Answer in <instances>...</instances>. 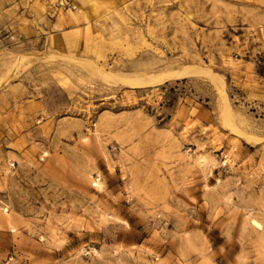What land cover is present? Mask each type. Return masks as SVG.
Wrapping results in <instances>:
<instances>
[{
  "label": "rangeland",
  "instance_id": "obj_1",
  "mask_svg": "<svg viewBox=\"0 0 264 264\" xmlns=\"http://www.w3.org/2000/svg\"><path fill=\"white\" fill-rule=\"evenodd\" d=\"M0 84V264H264V0H0Z\"/></svg>",
  "mask_w": 264,
  "mask_h": 264
},
{
  "label": "bare ground",
  "instance_id": "obj_2",
  "mask_svg": "<svg viewBox=\"0 0 264 264\" xmlns=\"http://www.w3.org/2000/svg\"><path fill=\"white\" fill-rule=\"evenodd\" d=\"M0 87H1V84H0ZM211 163L213 164L214 162L211 161ZM93 185L96 187V189H97L98 191H103V190H104V185H103V183H94Z\"/></svg>",
  "mask_w": 264,
  "mask_h": 264
}]
</instances>
